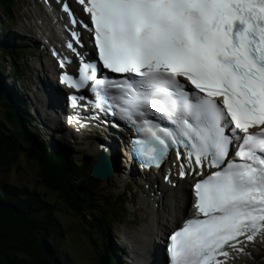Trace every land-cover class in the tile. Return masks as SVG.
<instances>
[{
  "label": "snow or ice",
  "instance_id": "obj_1",
  "mask_svg": "<svg viewBox=\"0 0 264 264\" xmlns=\"http://www.w3.org/2000/svg\"><path fill=\"white\" fill-rule=\"evenodd\" d=\"M78 2L90 14L97 56L79 53L78 68L60 82L80 90L91 81L97 107L114 90L120 118L143 134L132 145L144 167H159L180 144L189 168L193 156L200 167L208 160L216 171L192 185L195 215L169 236L167 251L170 264H222L226 246L264 227V0ZM78 98L68 97L74 107Z\"/></svg>",
  "mask_w": 264,
  "mask_h": 264
},
{
  "label": "trees",
  "instance_id": "obj_2",
  "mask_svg": "<svg viewBox=\"0 0 264 264\" xmlns=\"http://www.w3.org/2000/svg\"><path fill=\"white\" fill-rule=\"evenodd\" d=\"M12 6H14L13 0H0V8L4 7L5 11L3 18L11 20ZM6 55L10 57L9 53L0 55V67L2 63L8 61L4 59ZM15 71L19 76L24 73L18 67ZM8 96L4 78H0V98L4 101L7 100L6 105L10 109V113L6 115L7 120L12 125L13 121L15 123V126H13L15 131L11 133L7 129L6 122L0 118V171H6L10 168L19 155H23L29 161L40 163L43 167H41L43 190L57 193L58 197L60 194L61 207L72 216L71 218H75L72 225L83 230L79 236L80 239L85 233H89L90 224L84 223V214L81 209L83 207L79 197L87 199L89 203H100L92 206L95 208L92 214L97 224L101 228L103 226V229L99 228V232L104 239L105 232H108L109 228H113V225H117L115 217H120L121 214L126 217V201L121 199L119 210L115 207V209H111L110 214L106 215L104 205L108 204L110 207L113 203L114 206L117 205L119 197H113L112 203L109 201V194L105 197L97 196L99 186L96 184H100V182L85 171L84 167L89 165L85 163L84 167L76 165L73 156L66 153L63 156L53 151L52 155L46 153L48 149L37 144L35 142L36 138L27 131V128H31L23 119L24 115L19 110V106H15L12 110L11 106L16 101H10ZM19 105L23 108V105ZM26 126L27 128H25ZM82 169L85 175L82 173ZM69 171L76 175L75 182L78 181V184H74L73 187H71V181L68 180L70 177ZM75 186L81 190L83 196H81V192H76ZM52 206L54 205L52 204ZM79 215L81 221L78 218ZM84 225H88V228ZM59 231H61V227L51 210L49 202H46L39 194L35 196L34 192L31 193L24 187L7 183L0 176V264H67L60 242L64 230L60 233ZM77 238L78 235L72 237L73 244L80 242V239L77 242L74 241ZM107 238H109L108 235ZM98 251L100 250L98 249ZM97 255L99 261H101L100 263L98 261V264H104L103 262H106V258L103 257L104 250L101 254L97 253ZM106 256L110 258V264H118L111 246V239L110 248L106 246Z\"/></svg>",
  "mask_w": 264,
  "mask_h": 264
},
{
  "label": "bare ground",
  "instance_id": "obj_3",
  "mask_svg": "<svg viewBox=\"0 0 264 264\" xmlns=\"http://www.w3.org/2000/svg\"><path fill=\"white\" fill-rule=\"evenodd\" d=\"M60 4H62V2H60ZM30 15L33 18H41L44 21L43 26L47 25L48 29L51 27V19L49 15L44 11L43 7L38 2L33 4L32 9L30 10ZM2 34L5 38V29H2ZM38 34L41 35L40 32H38ZM13 39L15 42H11L7 45V49L12 53L16 52L17 49L20 50L22 47L35 45L32 42H28L26 38H24V42L20 44L15 37H13ZM41 49L44 53V49L42 46ZM34 63V67L36 68L35 70H37V73L35 74L34 71H32V74H35L34 79L36 84L31 94V101H33V105L38 114L35 113L36 117L33 120L29 112L24 107H20L19 104L22 105V103L17 104L16 102H14L11 108L13 110L15 106H19V110H21L24 115L25 122L30 127H33L31 134H34L36 130L39 133L41 132V134H46L44 135L45 137L48 136V139L43 137L41 140L47 145V148L49 149L46 153L52 155V147H49L50 143H57L58 141H62L61 139L71 141L78 146L81 145V148L84 151L90 153V156L96 158L93 164L97 162L98 154H104L102 158L105 157L108 162L104 164L106 167V171L112 172L116 176H120L119 174H122V176L127 179L132 178L134 172L133 169H131L130 165L126 162L127 158L125 153V151H128L129 142L127 141L128 143H125L123 137L111 134L114 131L113 129H111L110 132L103 128L91 129L92 124H88L86 123V121H83L81 126H77L74 124L67 125L61 119V113L57 111L59 107L62 86H59V88L57 85L54 88L53 81L50 80V71L53 72L58 68L57 63L55 61L46 62L45 64L47 66L45 64L39 66V62ZM45 83H47L46 86L51 90L52 95L50 91L44 89L43 85ZM53 91L55 95H53ZM55 91H57V93ZM8 110L10 111V109ZM48 120L54 122L53 127L49 128L46 126V124L50 126ZM95 124L99 123L96 121ZM117 148H119L120 151H117ZM75 164L78 165V163ZM135 172L140 174V171ZM185 172V182H180V186L172 190V186H165L164 183L161 184L159 182L167 175L163 174L161 175V177H158L156 171L148 169L144 171V175L142 176L143 178L141 180V182L143 183V185H141V196L138 198L137 205L140 209L142 207L143 209L147 208L150 210V212L145 211V213L148 217L150 215L152 216L151 223L147 224V226L142 229V237L140 236V232H138L136 235H131L129 233V237L127 238L130 243L126 242L128 246L123 243L126 249H128L129 247L130 256L135 264H165V254H163L162 251L159 250V246L157 245L158 243H161L162 246L166 245L167 243L165 244L164 240L161 241L160 237L164 232L169 230V228H174L181 225V220L183 219H177L176 217L173 221L167 220V223H162L161 225L160 220L164 218V214L168 213V205L165 204V199L171 190L173 195L183 193L186 197V200L188 201V208L190 207L191 194L188 192V182L192 181L193 175L188 169H186ZM77 184L78 181H76L75 185ZM157 191L162 193L160 198H157ZM76 192H81V190L77 188ZM80 194L81 196H83L82 192ZM187 195H189V199L187 198ZM158 205L160 206V209L157 210V212H153L155 210V207H157ZM179 207H181V205ZM184 209H186V205ZM159 211H162V213L158 214ZM91 216H93L92 212ZM155 222H158L156 223L157 225L155 224ZM165 247L167 248V246ZM262 250L264 252V241H259L258 239L256 241L243 244L242 246H239L235 249V257H229L227 260H224L223 264H262L260 260V256L263 254V252H261ZM105 258L107 264H110V258L108 256H105Z\"/></svg>",
  "mask_w": 264,
  "mask_h": 264
},
{
  "label": "rangeland",
  "instance_id": "obj_4",
  "mask_svg": "<svg viewBox=\"0 0 264 264\" xmlns=\"http://www.w3.org/2000/svg\"><path fill=\"white\" fill-rule=\"evenodd\" d=\"M24 1H29L30 0H18V5L17 8H12V22L16 27H13L16 31L15 34H20L22 37H29L31 35H27V31H29V27L31 26L32 23H28L27 19L25 18L28 11L23 6ZM26 3V2H25ZM4 7L0 8V15H4ZM16 20V22H15ZM0 21H2V17L0 18ZM8 21L7 19L4 20V23ZM4 25L1 24L0 22V32L2 31ZM14 29L12 31H14ZM11 30V28L9 29ZM1 34V33H0ZM18 39H20V36H18ZM30 52H26V54L22 51V49H17L16 52L12 53L11 51L8 52L10 57H8V64L10 63L12 69L9 71V73L5 70V75L6 76H11L12 81L17 83L18 86L21 88V92L25 93L28 95V102L29 105L33 109L34 103L33 101L30 100L32 90L35 88L36 82L34 81L35 74L37 73L36 68L34 67V62H40L41 59L39 58L41 53L40 51H37L36 49L33 48V46H28L26 47ZM31 52L35 53V56L31 54ZM20 54H23V59H20ZM1 55V53H0ZM5 59V58H4ZM43 59V58H42ZM16 61L18 67L20 69H24V67L27 70V76L25 75L24 77L20 79L15 78V67L13 61ZM47 62V59H43V63L45 64ZM3 66L7 67V64L2 63ZM32 71H34L35 74H32ZM8 81H10L8 79ZM9 84V82H7ZM38 104V103H37ZM4 105V106H3ZM39 106V105H38ZM6 113V114H5ZM10 111L8 110V107L6 103L4 102L3 99L0 98V118L1 120L5 121L7 125V129L9 132L13 133L15 131L14 127L15 123L13 121V125L10 123L9 120H7L6 115H8ZM31 113V112H29ZM11 125V126H10ZM46 135V134H45ZM44 138L48 139V137L43 136ZM46 146V145H45ZM82 154L77 155L76 161L79 166L84 167V164H82V158L83 156H90V153L84 151L83 149L79 150ZM90 158V165L88 167H84L85 171L90 173L91 167L93 166L94 158L93 156L87 157ZM42 165L38 162L34 161H29L26 159L23 155H19L16 158V161L8 168L6 171H0V176L9 184L14 185V186H21L24 187L27 191L31 193H35V196L38 194L43 197V199L46 202H49L51 204V210L54 213V216L57 218V222L59 226L61 227L62 232L64 230V235L60 239L61 242V247L63 249V253L65 255V260L67 264H98V255L97 253L101 254L102 251L104 250V255L103 257L106 256V246L110 248V238L116 247H120L123 249L125 246L123 245L126 244V242L130 243L127 237H129V233L131 235H136L138 232H140V236L142 237L141 231L144 229V227L147 226L151 222L152 216L150 215L149 217L146 215L145 211L150 212L149 209L147 208H139L137 205L138 198L141 196V190L142 188L138 185L139 183H136L137 181L130 180L131 182L126 181V179L123 178L122 175L120 176H111L107 181H103L100 179H97L100 184H96L99 186L98 188V195L97 196H106L109 194L110 200L113 203L112 198L115 197L116 195L119 196L118 199V204H120V200L126 201L127 202V213L128 215L126 216L127 219L121 218V220H117L120 222V225L117 224L113 225L116 227V231L112 230V228L108 229V232H105V238L103 239L102 234L99 232V228H101L97 222L96 219L91 216V212L94 211L95 204H100V203H89L87 199L79 197V201L82 204V212L84 214V223L85 224H90V230L89 233H85L81 239L79 236L82 233V229L77 227H74L72 223L74 222L75 218H71L72 216L68 214V212L61 207L62 201L59 199V197L54 193H51L48 190H43L42 183ZM82 173L83 169L81 170ZM70 172V171H69ZM85 175V174H84ZM95 179V178H94ZM69 182L71 181V187H73L74 184H76V175L72 172H70V177H69ZM121 182V183H120ZM130 183V184H129ZM142 183V182H140ZM161 183V180H160ZM129 185H132L131 187ZM77 187H75V190ZM103 197V198H104ZM52 204L54 206H52ZM115 205L114 203L112 204V207H110L108 204L104 205V209H106V215L110 214L112 211L111 209H116L119 210L120 205ZM169 207H172L173 210V203H170L168 205ZM153 212H157L154 210ZM110 216V215H109ZM79 220L81 221L80 215L78 216ZM76 218V219H78ZM116 219H119V217H115ZM163 223H166V220H162ZM83 222V221H82ZM134 222V223H133ZM83 227V226H80ZM84 227L88 228V225H84ZM103 229V226L102 228ZM78 230V231H77ZM77 231V232H75ZM104 233V231H103ZM74 235H78L77 239H74V241L77 242L78 239H80V242L78 244H73L71 240ZM107 235L109 238H107ZM126 235V236H125ZM89 237V239H88ZM79 241V240H78ZM111 243V244H112ZM120 245V246H119ZM123 248H122V247ZM126 246H128L126 244ZM75 247V248H74ZM98 249L100 251H98ZM125 249V253L129 254V247L128 249ZM120 255L123 253L119 252ZM126 259H128L126 257ZM261 263L264 264V252L260 256ZM101 261H99L100 263ZM124 262H126L124 260ZM104 264H107V262H103ZM127 263V262H126Z\"/></svg>",
  "mask_w": 264,
  "mask_h": 264
},
{
  "label": "water",
  "instance_id": "obj_5",
  "mask_svg": "<svg viewBox=\"0 0 264 264\" xmlns=\"http://www.w3.org/2000/svg\"><path fill=\"white\" fill-rule=\"evenodd\" d=\"M101 161H102V158H101L100 162L93 168L91 175L93 178L100 179L103 181H107L108 178L110 176H112V172L106 171V167L104 164L108 163L107 159L105 157H103V163ZM87 162H90V160H87Z\"/></svg>",
  "mask_w": 264,
  "mask_h": 264
}]
</instances>
